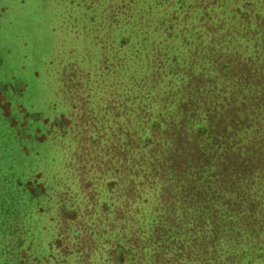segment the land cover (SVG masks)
Segmentation results:
<instances>
[{"label":"rangeland","instance_id":"rangeland-1","mask_svg":"<svg viewBox=\"0 0 264 264\" xmlns=\"http://www.w3.org/2000/svg\"><path fill=\"white\" fill-rule=\"evenodd\" d=\"M244 1L0 0V264H121L122 251L137 254L133 244L148 231L160 241L164 226L189 242L193 212L218 200L204 199L207 187L196 176L217 162L214 146L229 127L220 98L227 88L212 67L230 63L238 84L244 67L252 75L242 59L254 47L264 67V0ZM239 5L244 23L235 22ZM123 54L129 58L118 63ZM118 96L127 109L115 110ZM149 121L165 129L163 137ZM197 124H206L211 142L196 135ZM263 128L261 121L238 146L248 186L239 173L209 181L242 187L246 213L227 222V237L174 255L192 256L191 264L259 257ZM226 136L228 148L237 144ZM235 233L247 237L252 253L225 256L220 242ZM177 242L170 246L178 249Z\"/></svg>","mask_w":264,"mask_h":264},{"label":"trees","instance_id":"trees-1","mask_svg":"<svg viewBox=\"0 0 264 264\" xmlns=\"http://www.w3.org/2000/svg\"><path fill=\"white\" fill-rule=\"evenodd\" d=\"M247 1L248 0H245L243 4L249 6L250 3H248ZM239 7L240 5L238 6L234 14L235 22H240L238 20L239 18L244 23V20H246V18H244V15L239 12ZM180 11H182V9H180ZM127 39L128 35L125 36V39L123 38L121 43L125 44ZM257 45L258 44H255V46ZM131 51L134 55H139L137 46H133ZM250 51L252 52V54L247 55L248 57H245L244 60L242 59V62H244L242 64L243 66H247L249 70L252 67L250 71L252 72V75L246 72V67H244V74H240V76L237 78L238 84L236 83L235 78L230 77V63H222L220 64V66L212 67L215 70V77L218 75L219 78H223V86L227 88V92L225 91L223 93H220V98L221 102H224V104H226L225 112L229 116L227 119V124L229 125V127H227L226 129V134L223 133L222 138L214 146L215 152H217V154L219 155L217 162H215L212 166L206 168L205 171L202 172L203 175L196 176V180L201 183L204 182L203 184L207 187L203 190L204 199L210 197H213L215 200L218 199L217 205L215 207H211L210 205L206 207L201 206L193 212V217L196 221L191 219L192 223H188L185 226V231L190 237L189 242L184 239H180L177 232L172 233L168 227L166 228V226H164V229L165 231L167 230L168 233L164 231L162 237H160V241H156L153 238L154 231H148V233L144 235L143 238L145 239H143V241L133 244L132 250H136L138 252L137 254L134 255V252L131 253L128 250L124 252L122 251L123 255L120 259L121 264H185L183 263V261H185L186 264H191L192 256H186L185 258H183L180 254L174 255V253H181L186 251L187 249H191L192 251H194L197 242L207 244L208 241L214 240L215 238L221 240V238H218L221 235L222 237L223 235L227 237L228 225H231L227 224V222L231 221L232 219L234 222H236L238 214L241 215L243 213H246L245 207L248 201H244L246 199L242 187H230L233 190L231 200H233L234 198L235 200L230 201L231 205L226 204L225 208H223L224 210H222V200H224V195H227L230 188H217V186L215 187L214 185L215 183L210 184L209 181H219L223 176L225 177L227 173H231L232 178H234V173H239L241 177L247 175L248 186L249 172L240 167L242 153L239 151L238 146H242L243 141H247L250 138V135L256 131V125L261 124V121H264V74L262 72V69L264 67L260 64L262 63V60H260L259 49L257 47H254V49H251ZM135 57L139 58V56ZM128 58L129 57L126 54H123L119 57V59H117V61L118 63H124V61H126V59ZM156 65L157 68H160L159 63H155V66ZM226 84L229 86H227ZM231 85L235 88V90H233L232 92H230L232 90ZM229 93L230 95H232V97L229 99L230 104H227L225 100L229 98ZM126 97L132 100L130 105L134 107L136 104L134 99L130 96ZM114 104L115 110L118 111H123L124 109L128 108H125V106L128 104L127 99L123 100V97L121 98L120 96L115 98ZM219 123H223V121L216 123L217 127L220 125ZM148 124H151V128L155 130L156 133H161L162 127L158 129L156 122L149 121ZM164 130L160 134L161 137H163L164 135ZM195 130L199 133V135L196 134L197 136L202 137L204 140H206V142H211V135L206 124H204L203 126H198L197 124ZM226 135L235 136L237 144L232 142L231 147L228 148L227 143H230V141H228V137ZM141 138L145 141V143L151 141V137L148 135H143ZM230 151H233L234 156L237 158L238 162L236 165L233 164L232 160L234 156L231 154L228 155V152ZM174 177L177 178V183L182 181V176L180 174ZM253 178L256 179V177ZM239 179L237 178L235 180L237 181ZM250 199L251 200L249 201L253 202L256 206L258 200L257 194L254 193ZM218 201L220 202V204H218ZM207 212L209 213L207 214ZM256 216L257 213L255 212V217ZM176 239L178 240V249H176L177 246H170V244L175 242ZM255 239H257V236L255 237ZM230 240L235 245L230 244ZM246 241L247 237H243L242 235L235 233L234 236L229 235L228 240H224L222 238L220 245L224 244L228 246L229 252H227L225 256H228V254L231 253L230 251L234 250L239 252L240 255L252 253L254 249L249 247ZM120 245H123V243L116 244V246L118 247H120ZM263 248L264 245L257 246L256 251L259 253V257L254 258L256 259V261H253L251 264H259V260L264 256L262 254L260 255V252ZM144 252L147 253V257H149V261L147 260V263L144 261ZM162 256H164V258H162ZM216 259L220 264H223L224 259L222 257ZM207 260L211 259L203 257L202 263L214 264L215 262Z\"/></svg>","mask_w":264,"mask_h":264}]
</instances>
